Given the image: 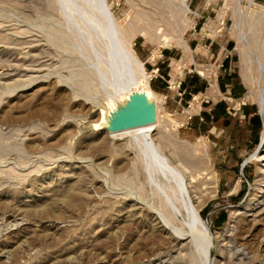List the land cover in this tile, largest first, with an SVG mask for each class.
Instances as JSON below:
<instances>
[{
    "label": "rangeland",
    "instance_id": "1",
    "mask_svg": "<svg viewBox=\"0 0 264 264\" xmlns=\"http://www.w3.org/2000/svg\"><path fill=\"white\" fill-rule=\"evenodd\" d=\"M99 1L0 0V264H264V0ZM106 23L144 67L146 137L206 263L193 217L151 191Z\"/></svg>",
    "mask_w": 264,
    "mask_h": 264
},
{
    "label": "bare ground",
    "instance_id": "2",
    "mask_svg": "<svg viewBox=\"0 0 264 264\" xmlns=\"http://www.w3.org/2000/svg\"><path fill=\"white\" fill-rule=\"evenodd\" d=\"M79 1L81 4L82 0H79ZM99 2L101 3V0ZM93 3L97 5L98 0H93ZM98 10L100 11V9ZM83 11L90 12L92 11V7L91 8L85 7L83 8ZM105 27L108 31L106 34L109 37L111 36L108 42V46L111 49V51L109 52H112V53H110L109 58H107L108 62L111 63L112 70H113V67L115 69V72L113 71L115 79L118 80V78H120L119 81L121 80V82L125 84V87H121L119 88V90H122L123 97L127 100L126 103L130 105L129 113L132 116L131 119H134L133 117L135 116L136 118L139 119L137 124L143 127L142 129H140L141 132L139 131V133H142V134L138 136L139 140L136 142V145L138 148L142 147L141 148L142 150L144 148V150L148 151L149 158L147 160L148 168H146V171L148 170L147 171L149 174L148 179L150 183L154 185L151 187V191L152 193L157 194L164 201L166 200L173 201L176 207L179 208V210L187 212L193 217V221L197 223V225H199V228L196 229L195 233H189L188 236L190 237L192 244H194L198 252L202 255V258H204V261L206 263L209 261V260L207 261L208 256H209L208 251H207L209 236L207 235L209 232L207 231L206 225L203 222L202 218L200 217L198 210L196 208L194 209L190 208L188 206L187 201L183 199L184 198L183 194L185 191L184 186L182 185L183 181L181 180V177H179V175L177 174L179 170L174 165V161L171 160L167 154H165L156 144H154L151 140H149L146 137L147 133L149 132L150 124H151V115H152V110H153V98H152L153 91L151 90L149 86L148 78H147V75L145 74L144 67L141 61L135 55V53L125 48V46H123V43L119 39L118 35L116 34V31L115 30L113 31V29H110L109 23H106ZM106 29H104V31ZM116 43L118 45L119 44L121 45L122 49L119 47L122 50L121 51L119 49L121 53H118L116 52V50H113ZM120 54H122L121 56L123 59L118 58ZM243 56L244 55L241 54L242 60L246 59V58H243ZM99 64L102 66L101 67L99 65L100 66L99 71L101 75H103L107 81L108 79H112L109 73L110 71H108L109 68L105 67L106 65L104 66L102 63H99ZM261 71H262L263 80H264V68ZM114 88H115V85H114ZM123 100L124 99H122V101ZM258 106H259L260 113L264 121V100H258ZM128 119H130L129 116H128ZM261 144H262L261 146H264V122H263L262 131H261ZM255 156L257 155H252V157H255ZM189 194L190 193L188 192V196ZM189 200L190 199H188V201Z\"/></svg>",
    "mask_w": 264,
    "mask_h": 264
}]
</instances>
